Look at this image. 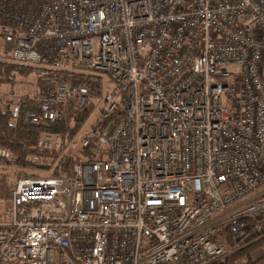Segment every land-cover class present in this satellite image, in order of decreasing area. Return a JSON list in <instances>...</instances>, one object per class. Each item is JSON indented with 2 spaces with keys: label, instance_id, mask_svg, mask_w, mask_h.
<instances>
[{
  "label": "built area",
  "instance_id": "2783aa9c",
  "mask_svg": "<svg viewBox=\"0 0 264 264\" xmlns=\"http://www.w3.org/2000/svg\"><path fill=\"white\" fill-rule=\"evenodd\" d=\"M0 30L10 63L84 66L113 85L79 144L37 140L0 264H226L221 230L245 240L242 219L264 212L230 208L264 188V0H0ZM86 97L56 80L0 106L11 126L22 110L61 122Z\"/></svg>",
  "mask_w": 264,
  "mask_h": 264
},
{
  "label": "trees",
  "instance_id": "16d2710c",
  "mask_svg": "<svg viewBox=\"0 0 264 264\" xmlns=\"http://www.w3.org/2000/svg\"><path fill=\"white\" fill-rule=\"evenodd\" d=\"M40 70L43 71L44 75L37 79L39 92L36 97L47 95L53 88V82L56 80L71 83L74 87L86 93L87 97L85 104L81 108H76L73 103H70V114L61 122H50L42 119L39 124H32L28 120L27 112L22 110L16 125L11 126L9 124L11 117L9 108L0 106V148L9 151L16 159L14 164L22 168L35 169L30 162V158L35 154L44 155L36 149V143L41 134H59L62 136L63 141L67 143L80 130L82 124L95 108L96 102L101 99L103 94L102 77L90 70V72L86 73L85 71L88 69L84 66L73 70H47L43 67L34 68L28 65L0 61V84L12 83L15 79L14 71H17L18 75H26L39 72ZM27 98L31 99L30 97ZM119 115L120 110L118 109L117 113L110 117L108 124L113 123L115 125ZM0 162L7 164L2 159H0ZM22 174L26 176L28 173H20V175ZM258 219L261 220L260 217ZM242 221L248 222L250 219L246 217ZM254 246L255 244L251 245L248 249H242L239 255L235 253L232 255L230 262H232L234 256L242 257L244 256L243 252H247V250Z\"/></svg>",
  "mask_w": 264,
  "mask_h": 264
},
{
  "label": "rangeland",
  "instance_id": "374dc122",
  "mask_svg": "<svg viewBox=\"0 0 264 264\" xmlns=\"http://www.w3.org/2000/svg\"><path fill=\"white\" fill-rule=\"evenodd\" d=\"M3 32L0 30V61H6L8 62L9 54L12 51V47L9 43H6L2 36ZM42 70V69H41ZM39 71L33 74H26V75H18L14 74V81L12 83H4L0 84V93L1 94H14L15 96L19 97L20 99H24L27 97H36L38 95L39 89L37 87V79L40 77H43V71ZM90 72L89 70L85 71ZM102 77V83H103V93L106 94V92L111 91L113 88L112 80L107 77L106 75H100ZM102 104L101 100H98L96 102V109L91 113V115L86 119V121L82 124L80 130L76 133L75 137H73V143L79 144L84 131L91 127V125L94 122V119L96 115L98 114V107ZM0 159L7 162V164L0 162V221L3 219H6L7 217V211L10 209V193L12 190V187L16 183V181L21 178L25 177L23 174L20 175L22 172H27L28 175H34L37 176L39 174V171H36L33 168H22L20 166L15 165L12 162H9L8 159L0 157ZM10 163V164H9ZM258 194L264 195V188L260 189L259 191L244 197L243 199L239 200L230 208L242 206L247 201L251 200ZM259 203H264V196L259 197ZM247 208V207H246ZM250 219L248 222H244V230L248 233V237L243 240L241 236L239 237L241 240L239 242L238 237L233 236L229 233L228 228H223L221 230L222 233V239L228 244V246L231 249V254L226 262V264H239V262H242L239 256H234L232 259V262H230V259L232 255L237 253V255L240 254V251L242 249H248L251 245L255 244L253 248H250L247 250V252H243L244 257L245 254L252 253L256 249H262L261 251L264 252V212H259L254 215H248L246 216ZM245 217V218H246ZM261 218L259 220L258 218ZM226 229V230H225ZM243 257V256H242ZM245 259V258H244ZM18 264V263H17ZM24 264V263H19Z\"/></svg>",
  "mask_w": 264,
  "mask_h": 264
},
{
  "label": "crops",
  "instance_id": "0c3cea01",
  "mask_svg": "<svg viewBox=\"0 0 264 264\" xmlns=\"http://www.w3.org/2000/svg\"><path fill=\"white\" fill-rule=\"evenodd\" d=\"M263 194H258L251 200L247 201L244 205H248L256 200H259V197H263ZM262 249H256L252 253L245 254V257H241V261L239 264H264V252L261 251ZM245 258V259H244Z\"/></svg>",
  "mask_w": 264,
  "mask_h": 264
}]
</instances>
